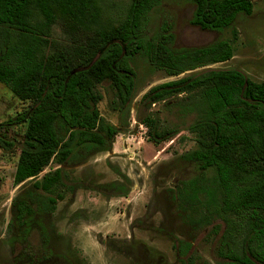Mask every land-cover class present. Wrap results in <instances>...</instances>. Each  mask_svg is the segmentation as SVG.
Masks as SVG:
<instances>
[{
    "label": "trees",
    "instance_id": "obj_1",
    "mask_svg": "<svg viewBox=\"0 0 264 264\" xmlns=\"http://www.w3.org/2000/svg\"><path fill=\"white\" fill-rule=\"evenodd\" d=\"M102 1L0 0V83L30 103L4 124H25L14 184L34 179L35 191L15 203L19 222L54 211L64 192L75 187L64 167L108 151L129 126L138 56L175 77L234 55L235 30L232 39L201 47L174 48L169 25L160 36H149L150 12L162 0H130L123 17L108 26L101 23ZM189 1L191 23L208 30L230 27L237 15L253 10L252 0ZM60 21L77 31L70 42L53 37ZM105 92L118 124L101 114ZM159 102L191 117L186 129L195 147L182 159L199 174L175 183L179 209L197 228L209 227L217 264H264V82L237 68H208L152 86L135 118L154 145L181 132L151 109ZM15 145L16 139L0 135L1 149ZM51 163L56 168L38 178ZM176 241L180 261L192 264V243Z\"/></svg>",
    "mask_w": 264,
    "mask_h": 264
},
{
    "label": "rangeland",
    "instance_id": "obj_2",
    "mask_svg": "<svg viewBox=\"0 0 264 264\" xmlns=\"http://www.w3.org/2000/svg\"><path fill=\"white\" fill-rule=\"evenodd\" d=\"M252 2L249 15H237L233 24L222 30L193 25L194 4L189 0H162L154 7L146 28L149 36H160L169 25L174 48L201 47L232 39L235 30L233 57L172 77L138 56L129 126L115 136L108 151L65 166L68 180L75 187L64 192L54 211L37 214L26 224L16 220L15 203L26 191H35L34 179L13 182L25 124H4L28 110L30 103L20 101L0 83V135L16 139L13 149L0 148V264H189L180 261L176 238L192 243V264H217L216 239L207 236L209 227L197 228L179 209L176 198L175 183L199 174L182 159L195 147L186 129L191 117L183 109L170 110L162 102L153 104L151 109L163 122L181 129L178 136L159 145L146 140V128L135 117L140 111V99L149 88L189 73L237 68L251 79L264 82V0ZM129 3L130 0H103L101 23H117ZM73 32L77 31L65 27L63 21L52 29L56 43L70 42ZM110 98L111 94L105 92L99 109L108 121L118 124ZM55 168V163L49 164L38 178ZM121 191L126 194L116 195ZM40 250L49 252L48 261L39 262Z\"/></svg>",
    "mask_w": 264,
    "mask_h": 264
},
{
    "label": "flooded vegetation",
    "instance_id": "obj_3",
    "mask_svg": "<svg viewBox=\"0 0 264 264\" xmlns=\"http://www.w3.org/2000/svg\"><path fill=\"white\" fill-rule=\"evenodd\" d=\"M118 195L124 196V195H121V194H118ZM26 222H20V223H25L26 224ZM27 253H31V252H27ZM48 256H49V252H46L45 250H40L39 257L38 258H40L41 260L39 262H46V261H48V258H49Z\"/></svg>",
    "mask_w": 264,
    "mask_h": 264
},
{
    "label": "water",
    "instance_id": "obj_4",
    "mask_svg": "<svg viewBox=\"0 0 264 264\" xmlns=\"http://www.w3.org/2000/svg\"><path fill=\"white\" fill-rule=\"evenodd\" d=\"M77 70H80V69H77ZM77 70H74L73 73H74L75 71H77Z\"/></svg>",
    "mask_w": 264,
    "mask_h": 264
}]
</instances>
